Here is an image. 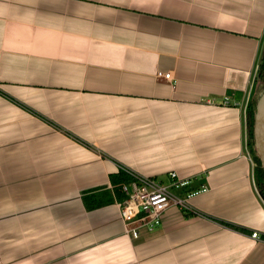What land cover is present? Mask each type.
<instances>
[{
	"label": "crops",
	"instance_id": "0c3cea01",
	"mask_svg": "<svg viewBox=\"0 0 264 264\" xmlns=\"http://www.w3.org/2000/svg\"><path fill=\"white\" fill-rule=\"evenodd\" d=\"M263 54L264 0H0V264H264ZM124 169L208 191L134 239Z\"/></svg>",
	"mask_w": 264,
	"mask_h": 264
},
{
	"label": "built area",
	"instance_id": "2783aa9c",
	"mask_svg": "<svg viewBox=\"0 0 264 264\" xmlns=\"http://www.w3.org/2000/svg\"><path fill=\"white\" fill-rule=\"evenodd\" d=\"M157 78L168 81L173 88L178 84L172 73L159 72ZM225 103H228V99ZM124 170L133 180L118 185L123 199L119 200L115 194V202L120 210L126 235L134 239H139L143 232L156 231L162 224L164 214L172 208L184 214H197L191 200L208 191L206 186L192 189V181L181 179L177 172L169 173L168 182L165 183ZM251 238L263 240L258 231L253 232Z\"/></svg>",
	"mask_w": 264,
	"mask_h": 264
},
{
	"label": "trees",
	"instance_id": "16d2710c",
	"mask_svg": "<svg viewBox=\"0 0 264 264\" xmlns=\"http://www.w3.org/2000/svg\"><path fill=\"white\" fill-rule=\"evenodd\" d=\"M256 91L253 99L249 105L248 111V141L251 153L253 154L254 160L256 162L255 168V178L260 190L262 197L264 198V166L261 157L258 155V150L256 147L255 140V125H256V112L259 100L264 94V54L262 57L261 64L258 69L257 79H256ZM115 184L128 183L133 180V178L125 172H120L118 175L112 178Z\"/></svg>",
	"mask_w": 264,
	"mask_h": 264
},
{
	"label": "water",
	"instance_id": "95a60500",
	"mask_svg": "<svg viewBox=\"0 0 264 264\" xmlns=\"http://www.w3.org/2000/svg\"><path fill=\"white\" fill-rule=\"evenodd\" d=\"M255 140L258 155L261 157L264 166V94L257 105Z\"/></svg>",
	"mask_w": 264,
	"mask_h": 264
},
{
	"label": "rangeland",
	"instance_id": "374dc122",
	"mask_svg": "<svg viewBox=\"0 0 264 264\" xmlns=\"http://www.w3.org/2000/svg\"><path fill=\"white\" fill-rule=\"evenodd\" d=\"M249 149H250V147H249ZM252 158H253V161H254V163H255V168H256V162H255V160H254L253 154H252ZM259 191H260V190H259Z\"/></svg>",
	"mask_w": 264,
	"mask_h": 264
}]
</instances>
